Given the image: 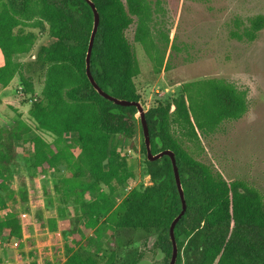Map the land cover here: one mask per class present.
I'll use <instances>...</instances> for the list:
<instances>
[{
	"label": "trees",
	"instance_id": "1",
	"mask_svg": "<svg viewBox=\"0 0 264 264\" xmlns=\"http://www.w3.org/2000/svg\"><path fill=\"white\" fill-rule=\"evenodd\" d=\"M93 1L100 13L91 57L93 76L108 93L143 103L135 82L141 68L126 31L135 23L134 39L144 47L156 73L167 67L169 38H154L149 0ZM93 26L94 12L86 0H0V85L7 87L18 76L24 92L34 94L33 76H43L41 94L33 100L30 115L53 139L39 134L32 138L34 167L40 169L37 174L53 173L55 179L49 187L20 180L10 194L14 206L9 216L0 219V239L26 237L27 245L41 235L39 243L57 251L67 232L78 236L77 224L84 213L83 235L103 225L113 240L119 229L143 231L155 239L153 247L161 253L162 264H169L170 226L182 211L173 162L168 155L153 161L147 156L151 183L126 191L135 173L126 156L111 150V143L115 135L133 139L139 130L143 133L141 118L136 106L109 100L91 83L86 56ZM263 28L264 14H259L249 27L232 35L252 41ZM42 34L45 38L35 58L15 59L30 52ZM246 111L245 94L214 77L187 82L179 96L146 108L152 152L175 153L187 201V210L175 227L176 264H264V196L242 180H227L215 172L185 141L195 142ZM32 130L23 119L9 126L0 123V185L15 174L20 150L16 141ZM143 149L147 153L145 142ZM119 191L124 192L123 199L113 205ZM91 193L97 196L84 203ZM53 195H60L64 203L71 199L83 203L75 228L45 219L39 196ZM36 205L33 233L25 216ZM109 247L110 254L102 258L95 246L82 242L60 264H119L117 245ZM0 264H6V259L0 257ZM13 264L20 263L16 259ZM134 264H142L141 259Z\"/></svg>",
	"mask_w": 264,
	"mask_h": 264
},
{
	"label": "rangeland",
	"instance_id": "2",
	"mask_svg": "<svg viewBox=\"0 0 264 264\" xmlns=\"http://www.w3.org/2000/svg\"><path fill=\"white\" fill-rule=\"evenodd\" d=\"M149 1L153 9V36L158 41H165L168 37L169 46L165 56L167 67L156 73L144 47L134 39L135 23L126 31L141 68L135 82L144 106L149 108L156 101L168 102L181 94L183 84L202 78H221L233 84L245 94V114L239 119L224 121L215 132L201 135L195 142L185 141L195 156L215 172L227 180H242L264 196V28L252 41L232 35L233 31L249 27L255 16L264 14V0ZM44 38L45 34L39 36L30 52L17 54L15 59L26 61L35 58ZM1 64L3 57L0 51ZM33 77L34 94L24 92L18 76L9 86L0 85V123L9 126L23 119L33 128L24 140L16 141L20 150L15 174L0 185V219L9 216L10 208L14 206L10 194L18 188L22 178L47 187L55 181L53 173L52 176L39 175L40 169L34 167L32 138L39 134L51 141L53 135L38 128L30 115L32 102L41 94L44 79L40 74ZM144 142L140 130L133 139L118 135L112 139L111 150L126 156L129 168L135 173L126 191L130 188L144 189L151 183ZM96 196V193L86 195L84 203ZM123 196L124 192H116L113 205H117ZM39 203L45 219L54 218L63 228L76 227L75 218L81 214L83 203L74 199L64 203L60 195L39 196ZM4 205L7 208H3ZM38 210V205L33 206L25 216V222L31 225L33 233L34 215ZM86 220L87 216L82 213L77 224L78 236L67 232L61 237L57 251L46 243L40 244L41 235L28 241L27 245L26 237L0 239V257L6 259V264H13L16 259L20 264H46L48 261L60 264L82 242L88 241L89 248L95 246L102 258L110 254L109 245L115 243L119 264H134L140 259L142 264H162L161 253L153 247L155 239L145 232L119 229L116 240H113L103 225L83 235L80 228ZM16 241L18 246L14 244Z\"/></svg>",
	"mask_w": 264,
	"mask_h": 264
},
{
	"label": "water",
	"instance_id": "3",
	"mask_svg": "<svg viewBox=\"0 0 264 264\" xmlns=\"http://www.w3.org/2000/svg\"><path fill=\"white\" fill-rule=\"evenodd\" d=\"M86 1L90 4V6L92 7L93 12H94V26H93V30L91 33L88 51H87V56H86V71H87V75H88L91 83L94 85L95 89L101 95L108 98L109 100L114 101L115 103H117L119 105L136 106L137 107L139 116L141 118V124H142V128H143L145 144L147 147V156H148L149 160L153 161V160L159 159L165 155H168L171 157V160L173 162L176 183H177L178 191H179V194H180V197L182 200V211L174 218V220L172 221L171 226H170V236H171V240L173 243V252H172V256H171L169 264H176L177 259H178L179 249H178V244H177L176 235H175V227H176L178 221L182 218V216L185 214V212L187 210V201H186L185 191H184V187L182 184L180 171H179V167H178L177 160L175 157V153L172 150H168V149L163 150V151L156 153V154H154L152 152L151 136H150V132H149L148 121L146 118V107L144 106V103H142L141 101H131V100H127V99L118 98V97L108 93L107 91H105L99 85V83L96 81V79L94 78L92 70H91V57H92V51H93L95 37H96L97 31L99 28V24H100V13H99L98 8L96 7V4L94 3L93 0H86Z\"/></svg>",
	"mask_w": 264,
	"mask_h": 264
},
{
	"label": "built area",
	"instance_id": "4",
	"mask_svg": "<svg viewBox=\"0 0 264 264\" xmlns=\"http://www.w3.org/2000/svg\"><path fill=\"white\" fill-rule=\"evenodd\" d=\"M14 244H15V246H18L19 242L16 241V242H14Z\"/></svg>",
	"mask_w": 264,
	"mask_h": 264
}]
</instances>
